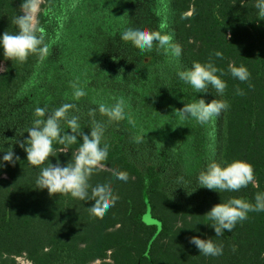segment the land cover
Returning <instances> with one entry per match:
<instances>
[{
    "label": "trees",
    "instance_id": "16d2710c",
    "mask_svg": "<svg viewBox=\"0 0 264 264\" xmlns=\"http://www.w3.org/2000/svg\"><path fill=\"white\" fill-rule=\"evenodd\" d=\"M77 2L73 9L71 5ZM21 0H0V35L15 34L12 19ZM256 0H45L49 14H40L46 28L49 55L26 62L5 60L0 47V146H12L20 159L0 168V264H264V212H250L232 231L215 236L206 213L217 203L237 197L254 203L264 193V19ZM243 4V5H242ZM134 23V24H132ZM182 46L175 58L160 50L141 53L120 39L128 26L161 30ZM231 33L230 40L226 34ZM223 58L215 57V52ZM54 56H51V55ZM212 60L223 69L227 88L222 99L229 108L214 124L182 119L174 109L203 96L180 81L177 71L194 61ZM244 65L250 79L241 82L228 65ZM49 110L76 103L81 130L90 132L88 111L113 98L125 101L126 119L107 121L104 142L109 144L103 170L90 184L111 183L119 199L104 215L90 213L94 201L70 194L50 196L37 189L40 168L27 162V153L15 144L32 125L34 110L22 112L25 97L32 101L42 87ZM86 95L73 98L72 83ZM237 88L243 91L238 95ZM13 118L11 124L6 120ZM64 132L70 131L62 124ZM136 137H141L137 140ZM82 139V138H81ZM81 140L67 149L54 142L58 160L66 165ZM5 152L0 151V159ZM210 158L222 162L243 159L254 168L255 185L239 192L220 193L191 187L190 197L172 189L170 177L195 181ZM114 171H126V181ZM176 182V180L174 181ZM184 189V185L178 188ZM181 193V192H180ZM91 195V191H90ZM148 220L146 219V216ZM192 236L223 244V255L204 256L189 243Z\"/></svg>",
    "mask_w": 264,
    "mask_h": 264
},
{
    "label": "clouds",
    "instance_id": "9594fccd",
    "mask_svg": "<svg viewBox=\"0 0 264 264\" xmlns=\"http://www.w3.org/2000/svg\"><path fill=\"white\" fill-rule=\"evenodd\" d=\"M44 3L45 0H21L18 15L12 19V24L18 31L15 34L4 31L0 35V47L3 48L5 60L23 63L30 55H36L42 61L49 55V45L46 42L48 34L40 23L41 7ZM76 6L77 2L71 5L73 9ZM254 6L258 9L259 17L264 19V0H256ZM162 29L163 25L161 30L128 26L120 33V39L131 42L141 53L152 51L155 46V51L158 53L164 50L166 54L171 53L173 57L179 58L182 55V46L175 42L173 35ZM230 36L231 33L226 34L228 40ZM215 57L222 59L223 53L216 51ZM5 70L6 67L0 65V72ZM228 72L241 82L250 79V72L244 65L236 66L229 63ZM224 75V70L218 68L211 59L206 63L194 61L190 68L178 70L179 80L190 85L195 93L208 94L211 90L215 93V98L209 102L200 96L174 111L182 119H194L202 126L214 124L229 108L228 102L222 99L227 88V82L222 78ZM72 87L75 101L86 95L77 82H73ZM236 92L238 95L244 94L239 88ZM78 111L76 103H64L52 110L47 107H36L32 125L19 135L23 136L27 132V138L16 139L12 145L19 144V147L27 153V162L40 168L36 179L37 189H47L50 196L58 193L70 194L81 201H94L89 208L90 213L103 217L115 205L119 196L113 191L111 183H97L95 186L90 184L93 173L104 169V162L109 155V144L104 142L106 124L96 119V113L98 111L101 116H106L109 123L123 121L126 119L125 101L122 98H113L111 105L100 103L97 107L90 108L88 111L90 132L81 130L79 115H70ZM62 124H66L70 131L64 132ZM78 138L81 143L72 152L71 160H68L66 165L58 160L56 163L51 162L41 167L50 157L56 155L54 142L64 145L67 149L75 144ZM136 139L139 141L142 138L136 137ZM0 151L5 152L0 159V168L5 167L6 164L15 166L20 159L12 146L7 149L0 146ZM113 176L126 181L129 174L126 171H114ZM195 182L197 187L220 193L239 192L249 184L255 185L254 168L250 162L243 159L222 162L210 158L206 167L199 171ZM250 212H264V193L258 192L254 203L237 197L226 201L222 199V202L215 204L206 215L212 221L210 226L214 229L215 236H222L225 231H232L238 222L246 220ZM189 243L197 247L204 256L223 255V244L217 243L211 237L203 239L200 236H192L189 238Z\"/></svg>",
    "mask_w": 264,
    "mask_h": 264
},
{
    "label": "rangeland",
    "instance_id": "374dc122",
    "mask_svg": "<svg viewBox=\"0 0 264 264\" xmlns=\"http://www.w3.org/2000/svg\"><path fill=\"white\" fill-rule=\"evenodd\" d=\"M41 12H44L45 15L49 14L50 10L47 9L45 7V3L42 5L41 7ZM134 24V23H132ZM51 56H54L53 54ZM40 84H41V88L40 90H38L37 92V98L35 100H28L26 97H25V101L24 103L22 104V112L25 111L26 112V117L28 116H31V114L33 113V110L36 108V107H39L40 105H45L47 104V98L49 97V95L52 93V89H45L43 86L45 83L48 82V73L47 71L44 72L39 81H38ZM13 121V118H9L6 120V125H9L11 124ZM177 177V173L175 172L174 175L172 177H170V180L173 182L172 184V189L173 190H176L179 194L185 196V197H190L192 195V193L189 195V192H190V189L191 187H194V186H197L196 182H192L191 184H188V180L185 179V180H181V179H176ZM176 180V182H174ZM181 184L184 185V189H180V192L178 190V188L181 186ZM182 185V186H183ZM201 188V187H200ZM148 215L146 216V219L148 220ZM20 262L19 264H27V260L25 258H19V261ZM91 264H99V262H94V263H91Z\"/></svg>",
    "mask_w": 264,
    "mask_h": 264
},
{
    "label": "built area",
    "instance_id": "2783aa9c",
    "mask_svg": "<svg viewBox=\"0 0 264 264\" xmlns=\"http://www.w3.org/2000/svg\"><path fill=\"white\" fill-rule=\"evenodd\" d=\"M27 264H28V262H27Z\"/></svg>",
    "mask_w": 264,
    "mask_h": 264
}]
</instances>
